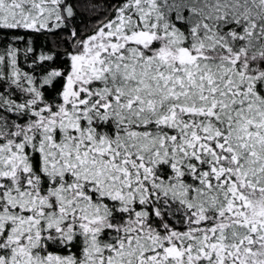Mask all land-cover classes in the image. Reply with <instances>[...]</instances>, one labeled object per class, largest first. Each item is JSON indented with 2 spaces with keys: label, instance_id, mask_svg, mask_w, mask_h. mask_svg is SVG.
<instances>
[{
  "label": "snow or ice",
  "instance_id": "snow-or-ice-1",
  "mask_svg": "<svg viewBox=\"0 0 264 264\" xmlns=\"http://www.w3.org/2000/svg\"><path fill=\"white\" fill-rule=\"evenodd\" d=\"M0 264H264V0H0Z\"/></svg>",
  "mask_w": 264,
  "mask_h": 264
}]
</instances>
